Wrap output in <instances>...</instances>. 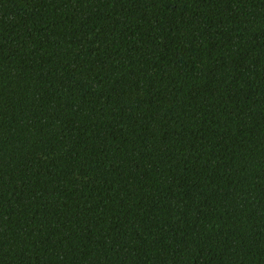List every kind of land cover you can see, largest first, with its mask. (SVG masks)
Instances as JSON below:
<instances>
[{
    "label": "trees",
    "instance_id": "16d2710c",
    "mask_svg": "<svg viewBox=\"0 0 264 264\" xmlns=\"http://www.w3.org/2000/svg\"><path fill=\"white\" fill-rule=\"evenodd\" d=\"M0 264H264V0H0Z\"/></svg>",
    "mask_w": 264,
    "mask_h": 264
}]
</instances>
